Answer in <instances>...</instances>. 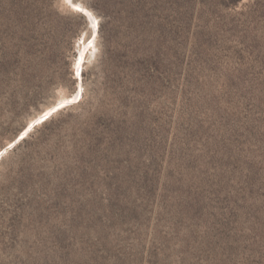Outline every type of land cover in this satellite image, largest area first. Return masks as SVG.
I'll list each match as a JSON object with an SVG mask.
<instances>
[{"label": "rangeland", "instance_id": "obj_1", "mask_svg": "<svg viewBox=\"0 0 264 264\" xmlns=\"http://www.w3.org/2000/svg\"><path fill=\"white\" fill-rule=\"evenodd\" d=\"M71 2L0 0V152L80 89L0 155V264H264V0Z\"/></svg>", "mask_w": 264, "mask_h": 264}, {"label": "water", "instance_id": "obj_2", "mask_svg": "<svg viewBox=\"0 0 264 264\" xmlns=\"http://www.w3.org/2000/svg\"><path fill=\"white\" fill-rule=\"evenodd\" d=\"M85 13H86V11H85ZM93 23H94V29L96 30L97 25H96L95 19L93 20ZM79 94H80V89L78 90V92L76 94V97L72 101H68V102H64V103H60V104L57 103L55 105V107H53L51 110L43 111L39 116H37L35 119H33L31 122H29L24 127V129L10 142V144L0 152V155L3 154L7 150V148L13 146L16 142H18V140L23 138L34 125H36L37 123H40L41 121H43L45 118H47L55 110H57L58 108H60L64 104L76 101L78 99V97H79Z\"/></svg>", "mask_w": 264, "mask_h": 264}, {"label": "bare ground", "instance_id": "obj_3", "mask_svg": "<svg viewBox=\"0 0 264 264\" xmlns=\"http://www.w3.org/2000/svg\"><path fill=\"white\" fill-rule=\"evenodd\" d=\"M70 5H72V6H76L77 7V5H75V3H73V2H71L70 3ZM79 6V5H78ZM80 7V6H79ZM85 9V8H84ZM89 10V9H88ZM90 11V10H89ZM92 12H90V14H91ZM93 17V16H92ZM94 19H91L90 21L92 22ZM94 24V23H93ZM91 42L92 41H90V42H87V43H85V41L83 42L84 43V46H83V48H82V52H81V54L79 55V58H78V62H77V67H79L80 66V63H81V61H82V58L84 57V55H83V51L85 50V48H88L89 47V45L91 44ZM93 46H95V45H93ZM91 50V49H90ZM63 96L64 97H62V98H59L60 100H58V102H61V101H64V100H68V96H66V94L64 95L63 94ZM52 106V105H51ZM51 106H48L47 108H46V110L45 111H49V110H51L52 109V107H54L55 106V103L53 104V106L51 107ZM42 113V112H41ZM41 113H39L38 115H36V116H34V117H32L31 118V121L33 120V119H35L37 116H39ZM30 121V122H31Z\"/></svg>", "mask_w": 264, "mask_h": 264}, {"label": "snow or ice", "instance_id": "obj_4", "mask_svg": "<svg viewBox=\"0 0 264 264\" xmlns=\"http://www.w3.org/2000/svg\"><path fill=\"white\" fill-rule=\"evenodd\" d=\"M64 2L67 3V4H70L71 0H64ZM73 10L76 11V12L82 13L84 15H89V16L91 15L90 13H85V10L83 8L78 7V6L74 7Z\"/></svg>", "mask_w": 264, "mask_h": 264}]
</instances>
